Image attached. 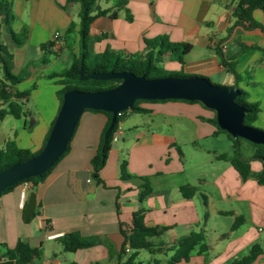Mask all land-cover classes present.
<instances>
[{
	"label": "crops",
	"instance_id": "crops-1",
	"mask_svg": "<svg viewBox=\"0 0 264 264\" xmlns=\"http://www.w3.org/2000/svg\"><path fill=\"white\" fill-rule=\"evenodd\" d=\"M6 1L13 14L12 30L24 33L22 43L16 45L4 30L0 32V40L13 55L12 73L23 76L16 84L5 83L7 89L26 91V95L18 100L22 109L19 117L6 114L0 119V150L13 142L34 154L42 148L61 104L56 93L63 86L59 74L79 52L80 4L78 0ZM234 6L235 0H97L92 14L106 12L90 26L91 51L144 55L145 40L164 35L169 41L190 45L183 65L168 61L209 78L228 71L216 53L218 46L239 76L235 80L228 71L231 76L227 86L243 90L248 102L258 104L254 123L264 127V11L252 12L263 29H248L234 24ZM55 32L60 34L58 45L42 48L41 44L50 42ZM242 44L259 49L249 47L240 52ZM58 65L61 67L56 69ZM138 106L146 111H128L118 122L119 133L99 172L101 182L95 184L91 159L100 146L108 116L100 111H83L69 149L35 189L31 182L27 187L22 182L0 194V244L12 248L17 241L28 243L36 250L30 264H124L128 254L120 255L124 241L121 228H128L133 211L142 207L145 224L162 229L150 239L147 264H163L173 254L177 240L191 232H203L206 240L207 228L218 217L233 218L231 225L235 218L242 219L235 229L230 225L227 235L219 228H210L213 236L205 241L208 249L202 253L195 249L189 260L178 264H228L246 254L256 243L252 224L264 222V216L256 210L264 188L256 195L249 194V189L256 187L252 180L242 181L228 161L215 157L219 152L201 144L204 139L219 136L206 120L213 112L200 102L182 100H147ZM4 107L0 100V108ZM189 144L206 155L192 176L184 165L183 146ZM123 159L133 178L120 179ZM218 161L228 163L222 173L215 172L220 169ZM206 165L214 170L208 177L202 171ZM143 176L148 178L151 191L140 203L139 177ZM182 185L194 186L195 195L184 197ZM30 191L36 194V207L32 217L24 220ZM69 231L94 236L97 243L65 251L59 237ZM261 247L263 252L249 264H264ZM138 255L132 264H138Z\"/></svg>",
	"mask_w": 264,
	"mask_h": 264
},
{
	"label": "trees",
	"instance_id": "trees-1",
	"mask_svg": "<svg viewBox=\"0 0 264 264\" xmlns=\"http://www.w3.org/2000/svg\"><path fill=\"white\" fill-rule=\"evenodd\" d=\"M80 4V9L78 13L79 17V52L76 57H73L69 66L65 68L59 75L62 77L61 82L63 86L56 91L60 100H62V95L64 92L71 89H78L84 91H95L107 88H112L116 86L120 80L119 79H107V80H94L85 79L80 80L78 76V71L81 69L82 74H87L91 71L105 72V71H130L135 75L144 74L146 77H159L166 75L174 76H186L181 74H164L161 73L160 63L162 60L167 59L171 61H176L180 65L184 64L183 56L190 50V45L184 42H172L164 35H159L151 40H145L146 53L144 55L136 56H125L120 52L105 49L99 53H92L91 42L92 38L89 34L90 26L97 16L103 15L105 10H97L95 14H92L93 10L96 8L97 0H78ZM255 9H260L264 11V0H235V6L233 10V15L235 17V25H243L248 29L262 28L261 24L256 22L252 17V12ZM13 14L9 2L6 0H0V32L4 30L11 38L14 44L20 45L22 43L21 36L24 32L16 33L11 28V21ZM245 22L246 24H243ZM52 46V42L42 43L41 47ZM253 47L258 48L256 45L246 46L241 45L240 52L245 49ZM264 51V48H261ZM216 53L220 59V62L230 71L234 79L239 78L238 74L234 70L232 62H227L220 48L216 47ZM13 55L9 52L7 46L0 40V68L2 73V80H0V100L6 104V107L0 108V119L6 114H10L14 117H19L22 114L21 104L18 102L20 98L26 95V91H11L7 89L5 81L10 84H16L23 76L15 75L12 73ZM207 78V77H206ZM209 79V78H207ZM227 88H230L229 86ZM238 94L234 100L245 107V114L243 122L247 125L253 126L254 121L257 118L259 112V106L256 103L248 102L246 99V94L243 90L238 89ZM162 100H182L186 102H198L196 100H184V99H162ZM147 101L145 99H138L133 102V106L130 110L123 111H134L143 112L145 109L138 106L139 102ZM152 101H158L153 99ZM90 111H100L104 112L108 116V123L111 117V113L104 110H94L85 109ZM84 110V111H85ZM211 110V109H210ZM213 116L207 118L206 120L210 122L215 128V133H225L229 140L231 141V154L226 152H221L215 157L219 160L228 161L231 166L238 172L241 179L245 180L248 177H252L255 181L263 185L264 184V145L255 144L249 142L254 150L252 153V158L258 159L261 163V169L258 171H252L249 159L243 158L240 155L239 140L240 137L233 138L225 130L218 127L215 119V113L213 110ZM124 116V115H123ZM123 116H116L114 123L109 131L107 129L108 123L104 128L102 133V138L100 146L96 154L91 159L92 172L91 177L100 183L99 172L106 162L108 152L112 143V133L116 129L118 122ZM76 127V126H75ZM75 130V128H74ZM73 130V133H74ZM72 133V134H73ZM47 137V136H46ZM71 139V138H70ZM70 142V140H69ZM69 142L66 145L65 151L60 155V157L54 162V164L37 176H30L28 178L22 179L5 189H3L0 194L7 192L13 186L30 181L32 183V189L41 182L50 170L53 168L55 163L64 156V154L69 149ZM36 154V153H34ZM26 149L17 148L13 142H7L4 149L0 150V170L6 166L21 162L25 159L33 156ZM119 176L120 179L126 180L133 178L127 170V161L123 159L119 165ZM141 179L140 189L138 191V201L141 203L144 198L150 193L151 186L149 184L147 177H139ZM180 191L182 195L186 198H191L196 193V188L190 185L180 186ZM204 203L206 204L205 196H203ZM145 210L142 207L137 208L132 213V219L130 226L122 227L121 233L123 235L124 241L120 250V255H127L124 264H132L138 255L139 250L146 249L150 250L152 243L150 239L154 236L159 235L162 229L157 227L147 226L144 222ZM242 217L235 218L234 223L231 225V229H235L241 221ZM29 220V219H28ZM59 241L63 246L65 251L74 252L77 249L88 248L97 243V238L94 236H82L77 231H69L64 233L59 237ZM126 244L130 248V252L126 253ZM173 254L168 258L163 264H178L181 261L189 260L193 251L197 249L198 253H202L208 249V245L205 243V235L201 231L191 232L186 236L181 237L177 240L174 246ZM36 250L31 247L28 243L17 241L14 247L10 248L5 244H0V264H30L33 255ZM263 252V248L258 244L254 243L249 248L248 252L230 261L228 264H249L256 257ZM3 258V259H2ZM75 264V263H72Z\"/></svg>",
	"mask_w": 264,
	"mask_h": 264
},
{
	"label": "water",
	"instance_id": "water-1",
	"mask_svg": "<svg viewBox=\"0 0 264 264\" xmlns=\"http://www.w3.org/2000/svg\"><path fill=\"white\" fill-rule=\"evenodd\" d=\"M80 80L119 79L112 87L95 91L71 89L63 93L58 112L53 120L42 148L33 156L21 162L12 163L0 170V192L6 187L30 176H37L49 169L65 151L81 113L85 109H98L111 113L105 131H109L117 112L130 110L138 99L196 100L215 113L216 123L233 138H243L251 143L264 145V130L243 122L245 107L234 98L236 87H222L213 84L203 76L146 77L130 71H91L82 74ZM96 181H93L95 184ZM36 207V194L30 191L23 210V219L32 217Z\"/></svg>",
	"mask_w": 264,
	"mask_h": 264
},
{
	"label": "rangeland",
	"instance_id": "rangeland-1",
	"mask_svg": "<svg viewBox=\"0 0 264 264\" xmlns=\"http://www.w3.org/2000/svg\"><path fill=\"white\" fill-rule=\"evenodd\" d=\"M61 66L58 65L55 68L59 69ZM161 67V73L164 74H181V75H186V76H190V75H195V76H203V77H208V76H204V75H200V74H196L190 71L189 68H179L178 66H176V63H171L170 61L164 59L161 61L160 64ZM230 73L228 71H224V72H219L217 74H214V76L209 77L210 81L218 86H222V87H228L227 83H228V78H230ZM128 111H126L127 113ZM253 126L259 129H263L264 127L260 126L258 123H253ZM201 144L205 147H210V148H214L217 152L221 153V152H226L228 154H231V141L229 140L228 136L225 133H219V136L217 138L215 137H209L207 139H204L201 141ZM239 149H240V155L243 158L249 159L250 165H251V169L252 171H258L261 169V163L258 159L252 158V153H253V146L245 139H240L239 140ZM183 151L185 153V161H184V165L185 168L188 171L189 175H193L195 172V167L197 164L202 165V163L204 162V159L206 158L205 153L202 150H196L194 149V147L192 145H187V146H183ZM218 163L220 164V169L218 171L215 172H223V167L227 166L226 163H224L223 161H218ZM228 164V163H227ZM203 172V176L208 177V175H210L212 173V167L211 166H205V168H203L202 170ZM215 173V174H217ZM242 181H244L243 179H241ZM246 180V179H245ZM249 180H252L253 182V186H256L255 188L251 187L249 189V184H247V189L250 190V192H248L249 194L251 193L252 195H256L255 192L258 189H262L264 188V185H259L256 183L255 179L252 177H248L247 178V182H250ZM239 189L236 186V190ZM235 190V191H236ZM244 190H241L240 192H243ZM260 197V195H258ZM262 199V200H261ZM224 207H229L227 202H222L221 203ZM243 210V209H242ZM256 210H258V212L260 214H262L264 216V195H262V198L260 197V201H259V206L256 208ZM212 225H210L207 229V234L208 237L206 238V243L209 241V239H211L213 236V232L210 228H212L214 226V228H219L221 229L224 235H227L229 233V227L231 225V223L233 222V218L231 217H218V219L213 220L212 221ZM252 231H254V234H256V243H258L260 246H264V222H260L257 221L255 223L252 224ZM248 252V251H247ZM147 250L146 249H141L139 250V255H138V264H147ZM245 255V254H243ZM241 255V256H243ZM239 256V257H241ZM137 264V263H136Z\"/></svg>",
	"mask_w": 264,
	"mask_h": 264
},
{
	"label": "built area",
	"instance_id": "built-area-1",
	"mask_svg": "<svg viewBox=\"0 0 264 264\" xmlns=\"http://www.w3.org/2000/svg\"><path fill=\"white\" fill-rule=\"evenodd\" d=\"M59 37H60V34L59 32H55L53 35H52V38H51V42H52V46H57L58 43H59ZM125 113L123 111H119L117 112V115L116 116H123ZM119 133V128L116 127V129L113 131L112 133V141L115 140L117 138V135ZM88 181H90V179H88ZM30 181H25L24 182V187H27L29 185ZM25 195V190L23 189L21 191V197L23 198ZM53 235H50L49 237H52ZM125 251L126 253H129L130 252V248L128 247V245L126 244L125 246ZM3 259V258H2Z\"/></svg>",
	"mask_w": 264,
	"mask_h": 264
}]
</instances>
